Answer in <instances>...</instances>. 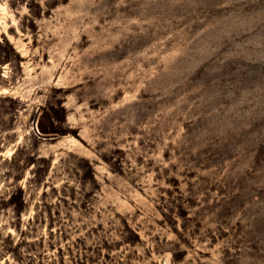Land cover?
<instances>
[{
  "label": "rangeland",
  "instance_id": "1",
  "mask_svg": "<svg viewBox=\"0 0 264 264\" xmlns=\"http://www.w3.org/2000/svg\"><path fill=\"white\" fill-rule=\"evenodd\" d=\"M0 264H264V0H0Z\"/></svg>",
  "mask_w": 264,
  "mask_h": 264
}]
</instances>
